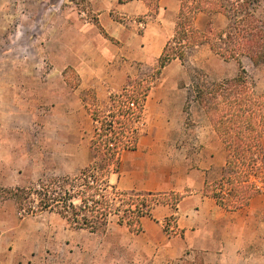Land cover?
Masks as SVG:
<instances>
[{
    "label": "rangeland",
    "instance_id": "1",
    "mask_svg": "<svg viewBox=\"0 0 264 264\" xmlns=\"http://www.w3.org/2000/svg\"><path fill=\"white\" fill-rule=\"evenodd\" d=\"M139 1L148 5L146 0ZM173 3L180 6L181 0H167L169 6ZM161 6L160 0L157 5H148L149 15L156 17ZM258 10L264 19V0ZM146 16L136 14L133 7L127 10L119 0H0V264H128L112 256H140L132 264H205L200 256L167 262L150 258L151 254L141 247L134 248L127 228L120 226L136 233L141 231V223L132 228L126 222L119 225L120 218L115 215L106 232H92L71 226L56 212L24 215L12 197L17 187L51 177L74 176L87 166L82 167L86 160L92 161V145L101 124L96 123L90 134L84 133L79 118L66 113L65 104L73 96L68 93L80 84L81 64H102L101 53L114 54L115 44H123L128 30L143 32L145 23L152 19ZM210 21L215 29L227 25L221 14L199 12L194 27L203 32ZM109 32H118L120 40ZM187 52L182 62L189 77V100L179 142L181 146L190 143L189 152L194 155L200 152V125L211 124L217 131L197 99L200 72L209 81H219L236 76L240 62L225 59L208 43ZM241 64L255 92L264 94V62L255 65L243 57ZM140 68L132 86L112 96L110 107L116 109L114 105L135 101L131 118L124 115L133 129L142 119V96L145 91L148 94L151 80L158 78L160 63ZM92 96L90 91L82 93L84 100ZM56 104L62 107L53 108ZM89 108L95 119H102L100 114L105 110L94 105ZM80 145L87 146L86 150H80ZM262 145L264 148V135ZM255 172L264 178V170ZM177 196L158 199L174 205ZM175 218L172 215L165 222L168 234L175 230L171 229ZM64 256H76V260L68 261Z\"/></svg>",
    "mask_w": 264,
    "mask_h": 264
},
{
    "label": "crops",
    "instance_id": "2",
    "mask_svg": "<svg viewBox=\"0 0 264 264\" xmlns=\"http://www.w3.org/2000/svg\"><path fill=\"white\" fill-rule=\"evenodd\" d=\"M160 2L161 10L156 17L150 16L148 5L139 0L120 3L127 10L136 8V14L152 19L145 23L142 33L128 30L123 44H115L114 54L101 53L102 64L87 61L78 67L80 84L69 91L73 96L65 109L69 116L79 118L84 133L90 134L98 123L89 108L91 105L108 112L112 96L132 86L141 66L159 62L166 44L174 36L175 16L180 8L175 3L169 6L167 0ZM109 33L120 40L118 32ZM159 69L158 78L150 82L143 116L136 125L135 146L122 151L118 171L109 180L122 191L152 192L159 196L176 194L180 198L174 205L156 204L149 214L141 217L140 232H131L120 221L118 224L122 225L121 229L127 228L132 246L145 249L150 258L173 262L182 256H200L205 264L226 261L264 264V178L252 176L258 192L247 205L235 210L226 209L206 192V186L218 182L225 170L229 152L211 124L200 125V152L191 155V144L187 142L181 146L185 106L189 100L188 73L179 58ZM88 91L93 94L91 103V99L82 98V93ZM59 107L62 105L53 106ZM90 162L91 159L86 160L82 167ZM172 215L176 218L171 229L175 230L168 234L165 222ZM112 257L132 264L140 256ZM64 258L76 260V256Z\"/></svg>",
    "mask_w": 264,
    "mask_h": 264
},
{
    "label": "trees",
    "instance_id": "3",
    "mask_svg": "<svg viewBox=\"0 0 264 264\" xmlns=\"http://www.w3.org/2000/svg\"><path fill=\"white\" fill-rule=\"evenodd\" d=\"M131 0H119L125 3ZM148 5L159 0H146ZM263 0H181L173 38L159 58L160 68L173 59L184 60L187 49L208 43L225 59L240 62L236 76L209 81L200 72L196 87L201 107L211 117L229 155L221 180L206 186V192L226 209L248 204L258 192L252 176L264 170V94L253 89L242 63L248 57L258 65L264 62V19L259 14ZM221 14L227 25L210 26L201 32L194 27L197 13ZM149 90V88H147ZM142 96L145 100L147 93ZM113 107V106H112ZM100 114L92 145V161L74 176L42 179L38 184L12 190L18 210L24 215L42 211L58 213L71 226L92 232H106L112 216H119L130 228L140 223L159 202L152 192L122 191L109 180L118 171L123 150L135 146L136 129L129 127L124 115L133 112L125 105H114ZM127 124V125H126ZM180 195L176 197V202Z\"/></svg>",
    "mask_w": 264,
    "mask_h": 264
},
{
    "label": "built area",
    "instance_id": "4",
    "mask_svg": "<svg viewBox=\"0 0 264 264\" xmlns=\"http://www.w3.org/2000/svg\"><path fill=\"white\" fill-rule=\"evenodd\" d=\"M127 105H128L129 108H135L136 107L135 101H128Z\"/></svg>",
    "mask_w": 264,
    "mask_h": 264
}]
</instances>
